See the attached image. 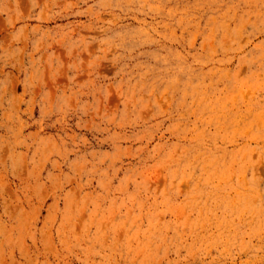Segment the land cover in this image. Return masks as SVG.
Listing matches in <instances>:
<instances>
[{"label":"rangeland","instance_id":"374dc122","mask_svg":"<svg viewBox=\"0 0 264 264\" xmlns=\"http://www.w3.org/2000/svg\"><path fill=\"white\" fill-rule=\"evenodd\" d=\"M0 264H264V0H0Z\"/></svg>","mask_w":264,"mask_h":264}]
</instances>
